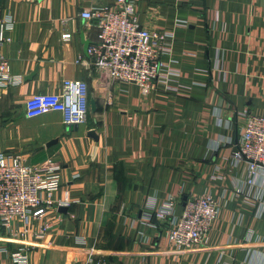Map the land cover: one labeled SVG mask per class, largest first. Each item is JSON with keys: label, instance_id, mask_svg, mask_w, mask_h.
Masks as SVG:
<instances>
[{"label": "crops", "instance_id": "obj_1", "mask_svg": "<svg viewBox=\"0 0 264 264\" xmlns=\"http://www.w3.org/2000/svg\"><path fill=\"white\" fill-rule=\"evenodd\" d=\"M90 5L0 0V20L11 22L0 54L20 80L0 89V154L54 171V199L67 191L70 200L64 211L31 221L26 233L18 222L13 238L0 227V264H13L20 248L25 264H86L89 256L122 264H264V172L249 185L246 164L231 157L245 114L264 116V0H137L142 27L172 34L163 60L177 72L167 87L147 93L90 64L81 38L91 44L97 28L79 16ZM66 80L88 88L95 110L85 124L65 125L57 112L25 116L29 97L61 94ZM206 193L219 214L206 240L189 250L168 242L167 224L144 218L150 204L171 197L179 215L187 198ZM44 222L49 228L37 239Z\"/></svg>", "mask_w": 264, "mask_h": 264}, {"label": "built area", "instance_id": "obj_2", "mask_svg": "<svg viewBox=\"0 0 264 264\" xmlns=\"http://www.w3.org/2000/svg\"><path fill=\"white\" fill-rule=\"evenodd\" d=\"M90 1V7L79 15L94 22L97 28L96 39L86 51L90 64L96 70L106 72L112 81L135 85L143 93L153 91L157 85L167 87L168 82L177 76V72L163 60L171 54L172 34L142 27L136 14L137 0H113L111 4H104L103 0ZM10 25V20H0V49L9 42L4 32ZM61 38L68 41L70 34H63ZM80 62L79 56L76 63ZM19 83L0 54V89ZM72 93L74 98L70 99ZM89 109L86 84L72 80L63 82L61 94H37L24 103L27 118L57 112L62 115L65 125L85 124ZM231 157L235 163L246 164L249 174L246 183L249 185L258 172H264V116L245 114ZM59 188V177L54 171L27 166L19 155L0 154V227L13 238L18 234L15 222L20 224L22 233H26L31 221L40 220L52 209L68 208L67 191H63L61 198L54 199ZM174 206L171 197L157 208L150 204V213L144 218L147 222L154 218L167 224L168 242L183 252L206 240L219 208L209 193L187 198L179 215L174 214ZM48 228V223H42L34 232L35 237L43 239ZM10 256L13 264L26 263L23 248ZM86 264L122 263H108L89 256Z\"/></svg>", "mask_w": 264, "mask_h": 264}, {"label": "water", "instance_id": "obj_3", "mask_svg": "<svg viewBox=\"0 0 264 264\" xmlns=\"http://www.w3.org/2000/svg\"><path fill=\"white\" fill-rule=\"evenodd\" d=\"M81 41L83 44V51L86 53L90 42L88 40H83L82 38H81ZM90 108H91V111L94 112L95 108H94V102L93 101L90 102ZM90 133H91L90 135L92 136L93 132H90ZM52 143H54V142H51V144ZM59 211H64V208H60ZM154 222H155V220H154Z\"/></svg>", "mask_w": 264, "mask_h": 264}]
</instances>
